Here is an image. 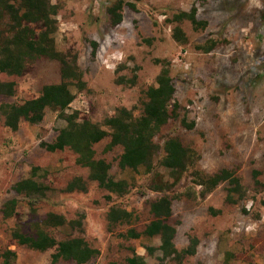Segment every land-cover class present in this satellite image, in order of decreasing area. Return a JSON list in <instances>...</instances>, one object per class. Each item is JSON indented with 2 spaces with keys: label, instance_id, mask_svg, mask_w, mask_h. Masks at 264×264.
Returning a JSON list of instances; mask_svg holds the SVG:
<instances>
[{
  "label": "rangeland",
  "instance_id": "obj_1",
  "mask_svg": "<svg viewBox=\"0 0 264 264\" xmlns=\"http://www.w3.org/2000/svg\"><path fill=\"white\" fill-rule=\"evenodd\" d=\"M116 1L51 0L57 5L55 46L77 55L85 83L82 89L70 86L74 98L66 112L76 110L81 118L98 124L121 107L139 115L145 91L155 84L162 66L155 59H160L168 62L179 117L155 134L159 149L150 171L143 165L121 169L122 148L106 149L109 136L93 145L95 158L110 164L109 174L129 184L126 193L116 195L91 180L85 191L61 190L74 176L87 179L88 170L75 162L72 150L47 151L40 145L51 142L65 125L57 111L46 108L41 122L22 121L16 131L6 127L0 115V264H5L1 254L6 249L16 253L10 264H49L53 248L29 249L10 235L15 227L32 234L37 224L57 240L83 237L98 249L92 264H126L131 248L145 257L146 264H158L159 251L148 255L145 250L159 244L158 236L126 239L120 233L128 227L141 230L151 218L150 201L163 193L172 199L169 222L176 228L175 247H185L191 236L198 239L196 252L186 256L184 264H264V0H122L134 7L124 4L121 21L112 24L107 8ZM192 4L197 18L207 25L194 30L182 21L188 39L180 44L171 35L175 23L169 19ZM209 39L219 42L209 52L197 48ZM90 41L97 43L94 53ZM59 68L57 60L41 57L20 76L0 73V81L15 82L14 94L0 95V103L37 96L44 84L59 82ZM183 115L186 122H194L192 128L181 124ZM169 136H178L197 155L194 166L176 184H171L172 171L159 163ZM33 166L39 167L35 179L51 188L40 198L13 190L16 181L31 175ZM221 168L233 170L246 191L243 197L233 194L235 203L226 200L227 181L203 197L197 195L200 186L193 183L192 172L214 173ZM254 169L260 184L253 180ZM155 185L162 190H152ZM11 198L17 202L15 214L4 218L3 203ZM111 205L132 211L133 221L109 228L106 212ZM47 212L66 219L83 214L82 229L45 227L40 221Z\"/></svg>",
  "mask_w": 264,
  "mask_h": 264
},
{
  "label": "trees",
  "instance_id": "obj_2",
  "mask_svg": "<svg viewBox=\"0 0 264 264\" xmlns=\"http://www.w3.org/2000/svg\"><path fill=\"white\" fill-rule=\"evenodd\" d=\"M204 2L206 0H200ZM134 7L132 2L124 3L117 0L107 8L112 24H118L122 19L123 5ZM57 5L51 0H0V73L20 76L27 70L28 64L44 57L59 62L60 80L57 83L44 84L39 94L24 100L21 103H0V115L3 123L9 129L16 131L22 121L37 124L42 121L46 108L57 111V117L65 121L51 142L41 141L40 145L47 151L72 150L76 157L75 162L87 168V179L74 176L61 189L64 192L75 190L85 191L87 180L95 181L97 186L110 194L122 195L128 191L129 184L124 179L115 180L110 174V164L103 158H95L93 145L109 136L106 149L120 146L122 152L119 155L118 165L121 169L130 168L136 170L143 165L148 171L152 167V159L159 149L154 142V136L160 127L170 119L179 117L180 105L174 99L175 87L170 76L168 62L155 59L161 63V68L156 75L155 84L149 86L145 91L146 99L143 101L141 113L133 115L131 110L121 107L117 112L103 120L102 124L81 118L79 112L74 110L66 112L69 104L74 98L70 90L73 85L79 89L85 86L82 72L77 65V55L58 50L55 46L54 33L56 24ZM188 21L194 30L204 29L207 21L197 18V7L191 5L188 10H181L169 19L174 22L171 35L180 44L187 42V35L180 23ZM147 42H149L148 39ZM219 41L209 39L204 44L197 45L198 49L209 52ZM92 51L96 50L97 43L90 41ZM135 75L129 81L133 83ZM15 92L14 81H0V95L12 96ZM181 124L192 128L193 121L186 122L183 115ZM163 156L159 163L172 171L174 176L171 184H176L181 175L188 168L194 166L197 159L193 148L185 145L178 136L167 137L162 144ZM39 167L31 168V175L16 181L13 190L18 194L40 198L46 195L51 188L43 182L35 179ZM193 183L200 186L199 196L203 197L211 192L223 181L229 183L226 200L235 203L233 197L237 193L239 197L245 195L240 178L235 172L228 168H221L214 173H202L193 171ZM259 171L254 169L252 177L256 184H260L257 176ZM152 190L161 191V187L152 186ZM110 198V195H105ZM264 203V200H263ZM16 199L11 198L3 203L1 212L4 218L15 214ZM150 220L141 230L128 227L120 235L126 239L144 237H159V244L146 246L148 255L159 251L158 264H184L183 259L196 252L198 239L195 236L189 238V243L180 249L173 242L176 228L169 222L172 214V199L163 193L151 200L149 203ZM83 214L78 218L66 219L63 215L55 212H47L41 219L40 224L45 227H58L68 225L70 228L82 229ZM108 227L114 229L118 225H129L133 219V213L125 208L111 205L106 212ZM11 238L18 245L29 249L45 251L53 248L50 254L49 264L64 261L68 264H92L91 260L98 254V249L92 247L83 237L73 236L57 240L53 235L37 224L32 234L21 232L18 227L11 230ZM126 257V264H146L143 255H139L134 248ZM3 262L10 264V258H15L16 253L6 249L1 254Z\"/></svg>",
  "mask_w": 264,
  "mask_h": 264
}]
</instances>
